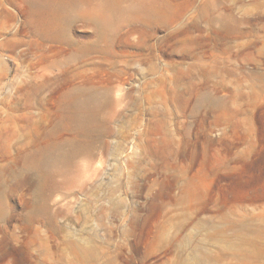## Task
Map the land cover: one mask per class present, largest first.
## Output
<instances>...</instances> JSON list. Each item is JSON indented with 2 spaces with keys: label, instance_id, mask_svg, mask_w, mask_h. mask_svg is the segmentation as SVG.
I'll list each match as a JSON object with an SVG mask.
<instances>
[{
  "label": "rangeland",
  "instance_id": "obj_1",
  "mask_svg": "<svg viewBox=\"0 0 264 264\" xmlns=\"http://www.w3.org/2000/svg\"><path fill=\"white\" fill-rule=\"evenodd\" d=\"M54 1L0 0V264H264V0Z\"/></svg>",
  "mask_w": 264,
  "mask_h": 264
},
{
  "label": "bare ground",
  "instance_id": "obj_2",
  "mask_svg": "<svg viewBox=\"0 0 264 264\" xmlns=\"http://www.w3.org/2000/svg\"><path fill=\"white\" fill-rule=\"evenodd\" d=\"M82 0H55L54 1V9L57 12L58 17L66 20L69 17V7L73 4L76 5ZM107 2H111L112 0H106ZM115 2V1H114ZM104 4V3H103ZM102 5V4H101ZM108 5V4H107ZM110 5V4H109ZM82 6V5H81ZM101 7V6H100ZM111 7V6H110ZM74 10V9H73ZM55 13V12H54ZM158 13V12H157ZM156 15V14H155ZM56 16V14H55ZM96 16V15H95ZM156 17V16H155ZM99 19V18H98ZM102 19V18H101ZM109 19V18H108ZM55 21V20H53ZM52 21V22H53ZM112 21V20H111ZM51 26V24H50ZM54 30V29H53ZM46 31V30H45ZM56 31V30H55ZM72 105V117L73 118H79V117H87L89 114V106L87 102L82 100H77L74 97H70L69 101ZM71 108V107H70ZM83 121V120H82ZM45 158V157H44ZM52 160H54L53 156H48L43 161L40 159L37 161V170L40 172L43 171L44 167L50 163ZM53 162V161H52ZM52 164V163H51ZM50 166V165H49ZM45 172V171H44Z\"/></svg>",
  "mask_w": 264,
  "mask_h": 264
}]
</instances>
